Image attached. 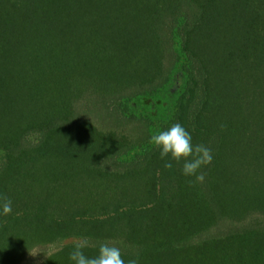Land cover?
<instances>
[{"label": "trees", "instance_id": "1", "mask_svg": "<svg viewBox=\"0 0 264 264\" xmlns=\"http://www.w3.org/2000/svg\"><path fill=\"white\" fill-rule=\"evenodd\" d=\"M0 197V264H264V0H0Z\"/></svg>", "mask_w": 264, "mask_h": 264}, {"label": "clouds", "instance_id": "2", "mask_svg": "<svg viewBox=\"0 0 264 264\" xmlns=\"http://www.w3.org/2000/svg\"><path fill=\"white\" fill-rule=\"evenodd\" d=\"M149 143L159 150L160 159L165 161L164 167L171 169L173 164L182 165V174L194 177V184H202L205 176L200 169L212 163L211 149L203 144L193 145L191 134L180 124L175 123L167 130L158 131L151 135ZM13 212L12 201L0 197V215L8 216ZM123 241H105L100 243L98 255L88 257L83 249L86 241L78 242L69 259L73 264H125L120 247ZM127 264H138V259H130Z\"/></svg>", "mask_w": 264, "mask_h": 264}, {"label": "rangeland", "instance_id": "3", "mask_svg": "<svg viewBox=\"0 0 264 264\" xmlns=\"http://www.w3.org/2000/svg\"><path fill=\"white\" fill-rule=\"evenodd\" d=\"M71 242H74V241H66V242L62 243V245H65V244H68ZM60 246L61 245H55V246L47 247V248L40 250V251L33 252V254L28 258L27 262L28 263L29 262H36V261L40 260V258L42 256L55 252L56 250H58L60 248Z\"/></svg>", "mask_w": 264, "mask_h": 264}]
</instances>
